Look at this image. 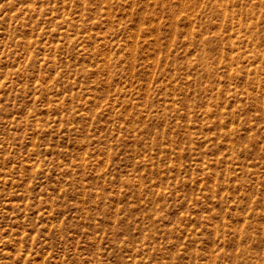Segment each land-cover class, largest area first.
Returning a JSON list of instances; mask_svg holds the SVG:
<instances>
[{
    "label": "rangeland",
    "instance_id": "rangeland-1",
    "mask_svg": "<svg viewBox=\"0 0 264 264\" xmlns=\"http://www.w3.org/2000/svg\"><path fill=\"white\" fill-rule=\"evenodd\" d=\"M0 264H264V0H0Z\"/></svg>",
    "mask_w": 264,
    "mask_h": 264
}]
</instances>
